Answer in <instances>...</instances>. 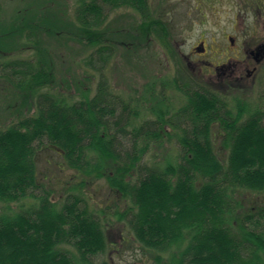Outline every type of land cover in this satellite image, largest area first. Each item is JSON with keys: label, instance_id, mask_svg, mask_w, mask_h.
Wrapping results in <instances>:
<instances>
[{"label": "trees", "instance_id": "1", "mask_svg": "<svg viewBox=\"0 0 264 264\" xmlns=\"http://www.w3.org/2000/svg\"><path fill=\"white\" fill-rule=\"evenodd\" d=\"M249 1L264 30V0ZM76 2L73 34L91 50L78 65L85 68L83 80L76 82L79 99L43 91L54 82L56 65L39 47L40 32L30 24L24 28L26 40L37 58L13 56L25 50L0 38V80L32 99L29 114L0 128V203L11 210L26 198L37 202L0 213V264H98L95 259L110 245L98 210L72 192L88 181L59 200L41 191L37 157L43 147L57 150L65 168L92 181L105 179L117 198L130 201L116 212L118 221L128 224L156 264H264V107L251 109L245 99L232 104L233 87L223 90L208 82L200 68H187L201 64L173 52L167 26L154 16L151 0ZM120 9L140 16L134 27L138 37L107 25ZM150 36L169 49L174 75L147 81L140 100L126 99L111 90L105 69L118 48L129 57L147 48ZM89 70L99 74L93 95L84 83L94 75ZM167 89L181 94L178 104L166 97ZM135 102L154 118L134 124L140 114ZM167 128L174 131L168 137L175 139L177 162L146 163L153 143L164 144L159 140ZM244 192L262 200L244 205Z\"/></svg>", "mask_w": 264, "mask_h": 264}, {"label": "rangeland", "instance_id": "2", "mask_svg": "<svg viewBox=\"0 0 264 264\" xmlns=\"http://www.w3.org/2000/svg\"><path fill=\"white\" fill-rule=\"evenodd\" d=\"M245 2V0L243 3L238 0H151V5L154 16L167 26L173 52L178 50L182 55L193 56L197 53L196 47L201 42H205L208 53L204 57H200L198 53L195 55L197 57H194L196 60L203 58L206 64L229 65V57L244 58V54L241 53L242 48H256L264 42V30L259 29L258 23L256 24L255 6L251 2L249 4ZM76 5V0H0V19L3 21H0V38L8 42L11 48L25 50L13 56L37 58L35 47L26 40L24 28L30 24L33 30L40 32L39 47L52 55L56 65L55 80L50 88L46 87L43 91H53L65 96L72 95L73 101L81 96L77 83L78 79L83 80L85 71V68H78V65L91 51L79 37L73 34L76 32L72 19ZM137 21L141 19L135 11L120 9L111 13L107 25L116 29L124 28L138 37L140 32L134 29ZM230 37L234 39V44ZM146 42H149L147 48L141 49V47V52L128 54L129 57L123 48H118L114 59L105 69L111 90L126 99L140 100L145 91L143 85L147 81L151 79L158 81L160 76L167 80L174 73V65L169 57L170 51L165 44L153 36H150ZM183 65L186 66L184 63ZM263 66L264 61L255 77H246V72L243 71L245 79L227 80L221 82L222 86L217 81L216 85L223 90H226V86L233 87L234 93L229 97L232 104L236 99H245L251 109L257 104L264 107ZM194 67L197 65H187V68ZM238 67H241V63H238ZM89 71L94 75L84 83L91 88L93 95L99 74ZM165 91L166 97L173 104L181 101L180 93L169 89ZM31 103V97L24 98L22 93L15 91L8 81L0 80V128H6L23 115L29 114ZM137 104L135 102L133 105ZM138 110L140 114L138 119L133 120L134 124L140 125L144 120L154 118L151 114L145 113L140 104ZM167 132L169 133H164L159 140L161 143L164 142L163 145L156 146L153 143L145 156L146 163L152 165L155 161L160 164L177 162L175 157L179 153L175 139L169 140L168 137V134H174V131L167 128ZM217 145L223 155H227V150L221 146V137L217 138ZM37 160L41 191L43 193L44 190L51 191L55 200L63 198L71 188L78 187L84 179L88 181L84 187L74 189L72 192L82 194L91 209L94 211L97 209L99 212L95 211L96 214L99 213L107 224L110 245L102 256L95 259L96 263L107 261L112 264H156L153 255L143 249L129 232L128 224L125 221H118L116 212L123 211L132 204L122 197L117 198L108 188L105 179L92 181L80 172L65 168L60 154L51 147H43L38 153ZM242 195L245 196L244 205H257L262 200V197L254 192H244ZM36 203L35 199L26 198L12 204L11 210L6 204L0 203V213H12L22 206L29 208ZM164 257L168 258V255L165 254Z\"/></svg>", "mask_w": 264, "mask_h": 264}, {"label": "flooded vegetation", "instance_id": "3", "mask_svg": "<svg viewBox=\"0 0 264 264\" xmlns=\"http://www.w3.org/2000/svg\"><path fill=\"white\" fill-rule=\"evenodd\" d=\"M247 4H249V0H245ZM238 2L243 3V0H238ZM261 7H264V1L260 4ZM231 42L234 44V39L230 37ZM195 52H197L195 54ZM193 54L204 57L208 53V48H206L205 42H201L198 47H196V51ZM178 56H186V59L192 60L194 62H199L201 65H198L194 68H200V73L204 75L205 78H209L207 81L213 84H217V81L221 84V82H226L227 80H242L245 79L244 72H246V77L252 78L257 75L259 72V68H262V62L264 61V42L259 44L256 48H242L241 53L244 54L243 59L238 58H231L229 57L230 62L229 65L226 63L223 64H216V63H209L206 64V60L195 59L197 56L193 55H182L180 51L174 52ZM195 57V58H194ZM238 63H241V67H238ZM264 67V66H263ZM208 68V69H207ZM244 69V70H240ZM195 69H193V72ZM244 71V72H243ZM213 79H215L214 82ZM233 82H231V85Z\"/></svg>", "mask_w": 264, "mask_h": 264}]
</instances>
